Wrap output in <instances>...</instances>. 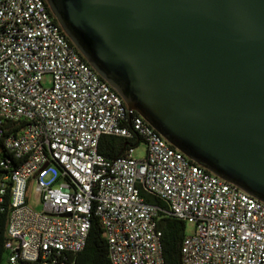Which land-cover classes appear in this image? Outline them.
<instances>
[{"label":"built area","instance_id":"1","mask_svg":"<svg viewBox=\"0 0 264 264\" xmlns=\"http://www.w3.org/2000/svg\"><path fill=\"white\" fill-rule=\"evenodd\" d=\"M0 119L15 128L4 143L18 161L0 159L3 264H56L61 252L84 249L93 215L113 264H166L161 214L195 225L182 241L183 264H264V202L129 115L45 0H0ZM104 135L143 141L146 156L130 146L106 157ZM32 186L41 211L28 204Z\"/></svg>","mask_w":264,"mask_h":264},{"label":"water","instance_id":"2","mask_svg":"<svg viewBox=\"0 0 264 264\" xmlns=\"http://www.w3.org/2000/svg\"><path fill=\"white\" fill-rule=\"evenodd\" d=\"M45 1L129 115L264 202V0Z\"/></svg>","mask_w":264,"mask_h":264},{"label":"trees","instance_id":"3","mask_svg":"<svg viewBox=\"0 0 264 264\" xmlns=\"http://www.w3.org/2000/svg\"><path fill=\"white\" fill-rule=\"evenodd\" d=\"M137 112H133L135 115ZM0 128H3V134L0 136V159H12L13 165H17L13 153L6 147L4 137L15 128L10 122L0 119ZM137 141H130L124 137L116 135H104L101 139L99 151L104 156L115 158L124 155L126 150L138 145ZM150 202H163L155 197L148 198ZM6 222L7 212H0V264H3L6 256ZM158 226L163 232V252L166 264H183L181 245L186 235V222L170 215L161 214ZM56 264H113L109 256L108 241L104 233V228L99 217L93 215L92 224L89 230L87 244L84 249L77 252H61Z\"/></svg>","mask_w":264,"mask_h":264},{"label":"rangeland","instance_id":"4","mask_svg":"<svg viewBox=\"0 0 264 264\" xmlns=\"http://www.w3.org/2000/svg\"><path fill=\"white\" fill-rule=\"evenodd\" d=\"M43 84L46 86H50L52 84V76L51 74H45L43 78ZM147 153V147L145 143L142 141L138 145L135 146L133 151V156L137 159H144ZM28 204L31 208L37 211H41L43 209V204L40 199V195L35 189V186L30 188ZM195 229V225L193 223L187 222L186 223V234L193 233Z\"/></svg>","mask_w":264,"mask_h":264}]
</instances>
